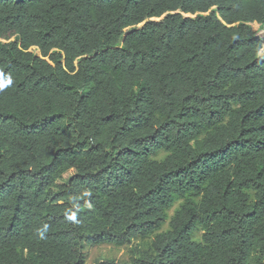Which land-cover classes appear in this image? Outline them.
<instances>
[{
  "label": "trees",
  "instance_id": "16d2710c",
  "mask_svg": "<svg viewBox=\"0 0 264 264\" xmlns=\"http://www.w3.org/2000/svg\"><path fill=\"white\" fill-rule=\"evenodd\" d=\"M259 32L264 0H0V264H264Z\"/></svg>",
  "mask_w": 264,
  "mask_h": 264
},
{
  "label": "rangeland",
  "instance_id": "374dc122",
  "mask_svg": "<svg viewBox=\"0 0 264 264\" xmlns=\"http://www.w3.org/2000/svg\"><path fill=\"white\" fill-rule=\"evenodd\" d=\"M253 30H258V25H252ZM259 35H264V32H259ZM33 51L35 49H32ZM37 53V52H35ZM163 155L160 154L158 159H162ZM71 176L70 173L64 176V179H68ZM139 244V241L133 240L129 245L124 247H115L113 245H104V246H94L87 247L85 250L86 253V262L85 264H97L105 262L108 260H114L120 263H127L130 260L131 251L134 250Z\"/></svg>",
  "mask_w": 264,
  "mask_h": 264
},
{
  "label": "bare ground",
  "instance_id": "6f19581e",
  "mask_svg": "<svg viewBox=\"0 0 264 264\" xmlns=\"http://www.w3.org/2000/svg\"><path fill=\"white\" fill-rule=\"evenodd\" d=\"M257 25V24H256Z\"/></svg>",
  "mask_w": 264,
  "mask_h": 264
}]
</instances>
